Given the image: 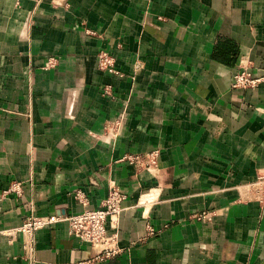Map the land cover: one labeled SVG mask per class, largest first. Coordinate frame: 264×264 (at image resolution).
<instances>
[{"label": "crops", "instance_id": "1", "mask_svg": "<svg viewBox=\"0 0 264 264\" xmlns=\"http://www.w3.org/2000/svg\"><path fill=\"white\" fill-rule=\"evenodd\" d=\"M153 150L155 173L121 162ZM262 175L264 0H0V264L94 257L66 223L5 232L112 187L123 251L95 264H264Z\"/></svg>", "mask_w": 264, "mask_h": 264}, {"label": "built area", "instance_id": "2", "mask_svg": "<svg viewBox=\"0 0 264 264\" xmlns=\"http://www.w3.org/2000/svg\"><path fill=\"white\" fill-rule=\"evenodd\" d=\"M55 60L51 59L47 63V68L55 66ZM98 68L102 71L118 74L115 68L113 58L107 53L102 52L98 57ZM262 79L255 78L251 73L244 71L238 73L232 87L234 89H254L258 87ZM160 156L159 150H153L144 155L131 154L121 159V162H127L136 167H143L150 173H155L158 168V159ZM21 184L14 183L10 192L21 193ZM250 189L253 197L259 201H264V175L259 177L254 184L246 186ZM77 198L84 206L87 205V200L82 195L78 194ZM128 196L117 187H112L108 196L102 202V206L98 209H85L83 212L72 215H51V216H28L23 225L16 229L6 231L9 236L15 238L17 234H23L27 238L26 245L33 246L34 234L41 229L58 224L66 223L69 228V233L76 236L81 241L90 244L97 252L94 257L88 260L69 263V264H95L97 262L106 261L119 255L123 249L118 244L117 233L109 235L108 226L117 230L118 222L121 213L124 210L123 204ZM200 220H206L207 214L199 215Z\"/></svg>", "mask_w": 264, "mask_h": 264}]
</instances>
